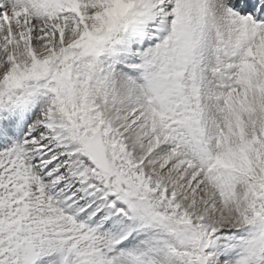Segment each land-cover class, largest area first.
<instances>
[{"label": "snow or ice", "instance_id": "6c2138e0", "mask_svg": "<svg viewBox=\"0 0 264 264\" xmlns=\"http://www.w3.org/2000/svg\"><path fill=\"white\" fill-rule=\"evenodd\" d=\"M0 264H264V0H0Z\"/></svg>", "mask_w": 264, "mask_h": 264}]
</instances>
